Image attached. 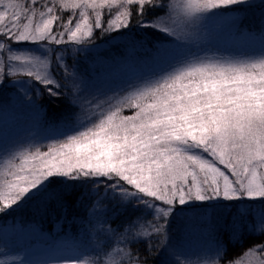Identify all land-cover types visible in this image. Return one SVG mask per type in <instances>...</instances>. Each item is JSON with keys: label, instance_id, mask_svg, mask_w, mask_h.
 <instances>
[{"label": "snow or ice", "instance_id": "obj_1", "mask_svg": "<svg viewBox=\"0 0 264 264\" xmlns=\"http://www.w3.org/2000/svg\"><path fill=\"white\" fill-rule=\"evenodd\" d=\"M237 6L254 5L172 0L163 17L147 21L150 9L165 8L162 0H0V84L24 76L29 79L12 83L23 88L32 82L55 98L69 89L71 103L83 114L47 151L0 143V214L33 197L60 203L63 196L48 190L53 183L64 189L79 185L80 196L90 201V240L81 243L92 244L91 254L76 255L74 245L69 255L41 264H148L154 251L167 247L172 217L196 203L230 214L224 227L237 240L244 227L264 235V30L252 54L221 57L188 47L199 40L195 29L201 21ZM64 12H70L67 19ZM133 16L140 27L174 38L178 49H157V57H173L166 67L111 96L99 90L85 94L64 51L44 47L91 43L94 30L102 36L120 32ZM125 108L133 114L124 115ZM246 200L261 204L245 205ZM225 202H235L236 212ZM170 255L169 264H190L179 250ZM226 257L227 246L217 241L199 264H245V257L247 264H264V241L239 258Z\"/></svg>", "mask_w": 264, "mask_h": 264}, {"label": "trees", "instance_id": "obj_2", "mask_svg": "<svg viewBox=\"0 0 264 264\" xmlns=\"http://www.w3.org/2000/svg\"><path fill=\"white\" fill-rule=\"evenodd\" d=\"M162 2L165 5L164 9H150L144 19L150 21L155 16L163 17L172 0H162ZM252 3L253 7L237 6L238 10L228 11L227 15L233 14V17L229 23H226L231 35L230 38L226 35V41H219L216 39L218 35H210L200 24L206 22L211 25L219 21L223 22L225 17L227 18V15H214L199 23L198 28L195 29L199 33V40L188 47L193 52L208 55L214 53L221 57L229 54L242 56L256 52L262 45L264 5L261 4V0H252ZM112 11L114 13L116 9L113 8ZM132 11L135 12V6L132 7ZM107 13V9L102 12V21L105 25L109 19ZM69 14L70 12H64V19H67ZM89 14L91 15V10ZM92 19L94 21V17ZM116 34L120 38L114 42L113 38ZM205 35L209 37L207 40L204 39ZM22 47L33 46L26 44ZM44 47L59 48L64 51L65 62L69 68L71 69L75 64L77 70L75 83L86 89V93L96 92L99 89H105L106 93L118 89L127 90L130 83L137 82L138 78L147 73L159 71L161 64L166 67L172 60L171 55L157 57V49L163 48L173 53L178 49L175 40L170 36L151 28L140 27L135 16L131 25L120 32L102 36L100 30H94L91 43ZM73 49L76 51L74 52ZM62 75L57 72L58 79H61ZM28 79L24 76L7 77L0 84V143L16 145L17 148L31 147L32 150L35 146H39L41 151H47L49 144L64 139L62 133H67L71 128L68 120L76 119L73 114H78L76 112L78 105L71 103L72 93L69 89H61L64 94L55 98L50 97L42 86L34 85L32 82L23 88L19 84L12 83L13 80ZM26 88L30 90L26 92ZM123 94L120 92V95ZM123 114L132 115L133 110L125 108ZM61 121L63 125L57 123ZM36 129L40 131L38 134L35 133ZM48 190L54 195H62V201L58 203L57 199L33 197L7 213L0 214V258L19 254L31 246L43 249L36 255L38 258L42 257V262L69 255L74 245L76 255L91 254L92 244L81 243L90 240L88 217L90 201L87 197L80 196L79 185L64 189L62 185L53 183L49 185ZM225 203L232 204V213L236 212L235 202ZM242 203L259 207L261 201L246 200ZM124 218L126 217H121ZM230 220L231 215L226 214L223 209L214 208L209 202L196 203L172 217L167 247L171 246L182 252L190 264H199L208 247L217 241L227 246V259L239 258L249 246L264 241V235H251L246 227L243 228L241 238L237 240V237L231 235L230 230L224 227ZM252 220L253 217L249 215L247 221L252 222ZM119 223L120 220H117L111 224V227L115 228ZM33 233L38 234L29 236V241L18 239L19 234ZM177 245H181L182 249L175 248ZM140 247L143 250V246ZM170 261L172 259L166 248L164 251H154L148 258V264H169Z\"/></svg>", "mask_w": 264, "mask_h": 264}, {"label": "rangeland", "instance_id": "obj_3", "mask_svg": "<svg viewBox=\"0 0 264 264\" xmlns=\"http://www.w3.org/2000/svg\"><path fill=\"white\" fill-rule=\"evenodd\" d=\"M232 17H233V14H230V15H227V18L225 17V20L223 22L219 21V22L213 23L211 25H209L206 22H203V23H200V24L203 26L204 30H207L208 33H210V35H218L216 37V39H218L219 41L223 42V41H226V39H225L226 35H229V38L231 36L229 31H228V29H227L226 23L227 22L229 23L231 21ZM119 38H120V36L116 34L114 36V38H113L114 42L118 41ZM208 38L209 37H207L206 35L204 36L205 40H207ZM172 39H174V38H172ZM88 48L91 49L92 47H88ZM229 56H235V55H230L229 54ZM163 67H164L163 64H161L159 66L160 69L163 68ZM113 70H114V68H113ZM99 91L105 92V89H102V90L99 89ZM111 94H113V92L107 93L108 96H110ZM76 112H78V114L77 113L73 114L76 117V119L75 120H68V124H69V126L71 128L77 127L79 125L80 121L83 119V114L81 113V110H80L79 106H77V111ZM57 123H61L63 125L62 121L61 122H57ZM19 127L20 126H18V128ZM21 130H22V128H21ZM39 132L40 131H38V129H36L35 133L38 134ZM34 234H38V233L27 234V235L19 234L18 239H20L21 241H29L30 240L29 236H32ZM175 248L181 250L182 246L181 245H177V246H175ZM166 249L169 250V257L173 260V257L170 255V253L173 250H175V249L173 247H171V246L170 247H166ZM39 251H43V249L32 248V246H31V248L23 250L19 254L7 255L4 258H0V260H5V259H8V258H11V259H9V264H41V262H42L41 258L42 257L38 258V256H36L37 253H39ZM37 259H39V261ZM248 259L246 260V257L244 258L245 264H247ZM187 261H188V259H187Z\"/></svg>", "mask_w": 264, "mask_h": 264}]
</instances>
